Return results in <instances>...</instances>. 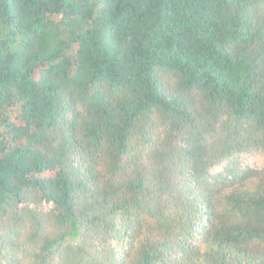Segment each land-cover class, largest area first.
Here are the masks:
<instances>
[{"label": "trees", "instance_id": "trees-1", "mask_svg": "<svg viewBox=\"0 0 264 264\" xmlns=\"http://www.w3.org/2000/svg\"><path fill=\"white\" fill-rule=\"evenodd\" d=\"M0 264H264V0H0Z\"/></svg>", "mask_w": 264, "mask_h": 264}, {"label": "rangeland", "instance_id": "rangeland-1", "mask_svg": "<svg viewBox=\"0 0 264 264\" xmlns=\"http://www.w3.org/2000/svg\"><path fill=\"white\" fill-rule=\"evenodd\" d=\"M248 160L255 163V162H261L260 156L259 155H250L248 157Z\"/></svg>", "mask_w": 264, "mask_h": 264}]
</instances>
